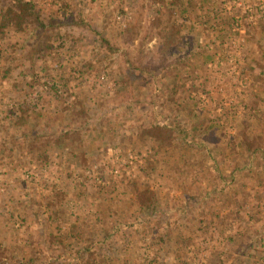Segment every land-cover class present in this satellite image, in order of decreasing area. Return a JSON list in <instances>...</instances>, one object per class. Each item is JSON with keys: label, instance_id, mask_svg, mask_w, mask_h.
Segmentation results:
<instances>
[{"label": "rangeland", "instance_id": "1", "mask_svg": "<svg viewBox=\"0 0 264 264\" xmlns=\"http://www.w3.org/2000/svg\"><path fill=\"white\" fill-rule=\"evenodd\" d=\"M34 1L45 20L57 14L59 27L53 30L57 36L49 39L51 49L41 57L27 55L41 42L32 25L0 37V264H44L48 252L58 254L72 244L92 241L99 228L115 223H133L138 247L133 255L142 264H151L152 257V264H264V0H212L210 5L182 0L173 6L170 0ZM165 6L172 9L166 11ZM160 11L170 19L198 22L191 32L182 29L189 38L181 49L162 56L152 36L143 53L155 69L156 83L187 81V89L179 94L188 104V116L178 117L189 132L191 123L199 121V130L211 119L217 126L198 135L205 139L206 150L199 151L191 141L185 147L171 145L165 154L154 151L150 142L134 141V131L152 121L153 113L145 103L126 107L122 91H113L123 51L137 56L139 35L153 18L168 19ZM215 12L219 15L212 18ZM80 17L83 24H75ZM226 17L233 19L230 25ZM204 19L214 27L204 30ZM105 43L117 47V52L110 54ZM6 44L14 47L12 54L2 50ZM163 57L165 62L178 59L177 78L161 76ZM6 67L12 70L8 82L2 79L7 78ZM149 78L138 81L143 80L130 95H150ZM65 81L75 95L65 94ZM53 82L62 95L61 106L76 111L78 99L89 116L88 162L64 179L58 173L61 166L53 161L56 145L48 151L51 163L37 164L18 141V131H11L16 136L12 146L2 127L23 105L27 107L23 126L29 133L67 129L69 113L60 111L59 97L50 89ZM252 94L262 99L254 100L257 114L250 109ZM238 124H247V135L259 137L260 151L234 152L230 147L215 162L203 159L224 147ZM66 149L62 147L63 152ZM171 150L188 156L174 162ZM60 156L61 163L65 156L62 152ZM145 157L157 161L149 174L142 175L138 165ZM144 186L156 192L157 211L140 207L137 194ZM51 189L61 192L59 206L49 200ZM162 219L167 227L159 223ZM171 228L174 233L160 247L151 242ZM75 231V238L68 236ZM114 236L118 242L119 234ZM118 248L97 245L94 250L116 261Z\"/></svg>", "mask_w": 264, "mask_h": 264}, {"label": "trees", "instance_id": "2", "mask_svg": "<svg viewBox=\"0 0 264 264\" xmlns=\"http://www.w3.org/2000/svg\"><path fill=\"white\" fill-rule=\"evenodd\" d=\"M199 1L200 5L205 3H208L209 5L213 4L212 0ZM181 2L182 0H170L168 1V4L173 6L176 5V3ZM165 8L166 11L172 9V7L169 9V6H165ZM166 11H160V13H163L167 16L168 19L166 21L161 17H154L146 27V31L139 35V50L137 52V56H130L131 54L129 52L123 51L122 57L124 63L122 68H120L119 72L117 73L120 79L114 80L113 82V91L116 94H119L120 90L122 91L120 98L122 102L126 104V107L131 108L135 105L141 106L145 103L147 105V109L151 110L153 113L152 121L145 123L142 127H139L137 131H134L136 136L133 138L134 141L143 143L150 142L151 148L154 149V151L162 150L165 154L167 152V148H169L171 145H173L172 147H175L176 145L185 147L186 144H189L192 141L194 143L192 146L198 148L199 151H201L204 150L206 145L205 139L199 140V136L201 137V135H205V131H209L211 128H216L217 126L213 125V120L211 119L209 122L210 125H208L209 127L204 126L201 130H199V126L202 125L201 121H199L196 123H191L192 126L190 127V130L193 129V131L189 132L187 126L184 127L180 123V119L178 117V114L188 116V104L180 100L179 94L182 88H184V90L187 89V81L177 80L168 84L166 79H163L159 84L156 83L154 81L156 74L153 75V71H155V69L152 67L151 63L145 60L146 55L143 53L145 42L152 36L156 37L159 47L158 50L162 56H165V54L173 49H181V44L185 41L186 42L184 44H188L187 39L189 37L187 34H185V32L182 33V29H186V31L191 32L195 28L194 24H198V22H196L197 20L192 21L190 18L177 20L173 17L170 19ZM217 12L212 14V18L219 15ZM56 15L57 14L48 19L46 18V20L45 18H42L40 15V10L34 0H0V37H5L10 32L17 33L25 25H32L36 31V38L41 42L36 48L33 47V49H29L27 55H30V58H32V55L34 54H36L37 57H41L44 55V52L51 49V43H49V39L51 37L53 38L54 36H57V32L53 31L59 27V22L55 19ZM204 20L205 24L202 25L204 30L214 27V25L208 19ZM226 21L228 22L226 25H230L233 22V19L231 17H226ZM74 23L83 24V19L80 17L79 21H74ZM182 37L185 38L184 41H182ZM105 44V47L110 54L117 52V47L109 45L108 43ZM2 50L9 54H12L15 51L14 47L10 44L4 45ZM18 56L21 57L20 53ZM177 62L178 59L174 61L166 60L165 62L164 57L161 58L159 62L160 71L163 72L161 76L163 77V74H166L170 75L172 78H177ZM87 64L89 65V62H87ZM171 70H173V73L166 72ZM3 71H5V74H7L5 75V77H7L10 76L12 70H10L9 67H6L3 69ZM147 77H150L149 79L151 80V83L148 87V91L151 92V94L148 95V93L143 94L140 92L135 96L130 95L131 90H134L135 88L138 90L143 80L141 82L138 81H140L142 78L146 79ZM2 79L8 82L10 78L7 77ZM54 84L55 82H53V85L50 86V89H52L54 91L53 93L59 97L57 104L61 106V104H63L61 102L62 95L58 93L57 86ZM63 91L65 94L75 95L74 91L67 85L66 81L64 83ZM252 95L254 99L252 100L250 109L253 110V114H257L256 112L259 109L257 107V103L254 102V100H259L261 98L258 97L259 95L257 94ZM76 101V111H72L69 109V107L67 108L64 105L60 107L61 112L67 111L69 113L66 116V123L69 125L67 129L62 131L56 130L57 133L55 131L37 135L33 133L31 134L27 129H24L25 127L23 125L26 118L24 113L26 112L27 107L23 105L19 106L16 110V113L10 116V120L2 125V127H4V129L8 132V137L10 138L9 143L13 146V141H15L16 136L11 131L17 130L19 133L18 141L25 144L27 155L31 156L33 162L41 165L51 163L50 154L48 151L53 145H56V152L52 154L54 156L53 161L57 165L61 166L58 168V173L61 172L63 174V179L70 177L74 170L79 171L83 169L88 162L86 150L89 144H91L90 139L86 137V132L89 129V116L86 114V108L83 106L80 100L76 99ZM126 101H128V103H126ZM59 117H57V119ZM246 125L247 124H238V131L235 133V136H233L230 140H227L225 142V146L220 147L221 149H213L212 152H208L203 159H211L213 162H215L217 161V157L220 158L223 154V151H227L226 149H230V147L234 152L239 148H244V150L248 153L259 152V137L247 135L245 130L247 129ZM25 138L29 139L25 141ZM64 146H66L67 149L63 152L62 147ZM206 149L208 148H205V150ZM60 152H62V155L65 156L64 161L61 163L60 160L62 159H60ZM170 155L174 162L177 161V157L185 161L188 156L187 154H181L178 156L177 153L172 150ZM214 156H216V158H214ZM163 158L164 157L161 156L159 162L162 163ZM154 161L157 160L154 159ZM154 161L148 159V157L143 159L142 164L138 165L142 175L149 174V171L155 168ZM164 161L166 162L165 159ZM236 169L237 168H233V171ZM165 171L166 173L168 172L164 169V172ZM128 180L130 181V179ZM50 192L51 193L48 194L50 202L53 206H59L58 199L62 196L61 192L59 193L53 189H51ZM137 195V200L140 203V207L145 209L146 212L158 210L156 192L153 189H150L149 186L142 187V189L138 190ZM19 216L20 215L18 214V217ZM215 217H213V219ZM139 221L142 220L139 219ZM139 221L137 222V225H139ZM159 223L161 225L164 224L165 227H167L169 224L164 219L159 221ZM133 227V223H115L113 227H101L98 229L97 234L92 239V241H82L81 243L75 242L77 245L72 244V248L70 250H66L58 254H54L52 251H50L51 253L48 252V258L44 264H58V262H60V264H142V261L133 255L134 251L138 248L134 244L135 237L133 232L135 228ZM116 233L119 234L118 242L114 241V235ZM173 233V228L167 229L164 231L163 235L158 233L155 235V237H152L151 242L153 244H157V246L160 247L159 245H162L164 241L169 238V235ZM77 234L78 231H75L73 234L68 236H73L75 238ZM164 238L166 240H164ZM115 244L118 246L120 245V248L117 249L118 257H116V261L109 257L111 256L110 254L105 252L96 253L94 250V247L97 245L100 247L107 245V248H110ZM179 247H181V245ZM176 253L180 252L177 251ZM136 260L139 261L136 263ZM150 261L151 264L155 262L153 257Z\"/></svg>", "mask_w": 264, "mask_h": 264}]
</instances>
